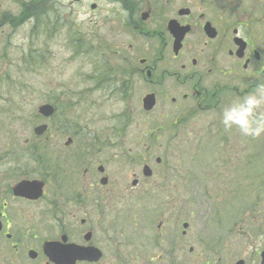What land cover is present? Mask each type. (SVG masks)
I'll list each match as a JSON object with an SVG mask.
<instances>
[{
	"label": "flooded vegetation",
	"instance_id": "flooded-vegetation-1",
	"mask_svg": "<svg viewBox=\"0 0 264 264\" xmlns=\"http://www.w3.org/2000/svg\"><path fill=\"white\" fill-rule=\"evenodd\" d=\"M25 1L21 13H11L0 3V27L32 21L40 9L50 6L54 9L51 28L56 30L67 21L71 25L77 7L84 10V0ZM85 4L93 13L105 10L97 14L98 19L91 14L90 21L103 15L120 29L137 33L136 38L152 40L156 51H151L155 55L144 77L159 83L165 74L174 76V89L181 88L177 99L171 98L177 112L170 125L176 129L193 126L195 115L215 114L218 108L224 112L238 100L243 104L249 95L264 97V0H88ZM165 48L169 53L165 54ZM115 53L125 59L116 48ZM167 56L174 63L154 78L156 67ZM258 108L264 112V101ZM62 126L67 127L68 121L56 125L58 132ZM59 139L26 137L24 152L17 154L10 152L14 140L4 145L9 149L0 159L13 157L15 165L9 162L8 169L19 177L11 183L9 174L0 177V264H22V257L31 264H264V242L246 258L239 256L228 263L231 243H227L228 252L222 253L218 246L222 239L237 234L233 231L220 232L208 242L194 238L187 247L193 262L176 260V252L184 250L190 234L185 220L180 221L179 231L178 226L170 233L165 228L167 186L146 183L153 172L133 173L130 193H125L127 186L107 168L110 161L119 159L117 154L106 156L105 147L93 151L96 144L109 143L108 138L90 140L92 146L85 141L74 144L72 137L63 144ZM69 147L72 152L66 151ZM172 186L180 191L178 184ZM157 218L161 221L154 234ZM260 237L264 238V232Z\"/></svg>",
	"mask_w": 264,
	"mask_h": 264
},
{
	"label": "rangeland",
	"instance_id": "rangeland-1",
	"mask_svg": "<svg viewBox=\"0 0 264 264\" xmlns=\"http://www.w3.org/2000/svg\"><path fill=\"white\" fill-rule=\"evenodd\" d=\"M86 1L84 10L77 7L71 25L67 21L56 30L51 28L54 9L50 6L40 9L39 16L32 21L26 19L17 26L0 27V158L9 149L4 148L5 143L12 140L16 144L10 152H24L26 144L22 141L35 136L33 127L44 120L49 121L45 135L60 137L61 144L66 137H72L74 144L84 145L85 141L88 146L93 145L90 140L108 138L109 143H98L93 151L105 147L102 151L106 156L117 154L119 159L110 161L107 168L119 177L120 184L127 186L125 193H130L133 173L142 176L141 167L147 163L153 176L146 183L167 186V232L176 226L179 231L180 221H187L185 230L190 235L185 238L184 250L176 252V260L193 262L187 247L194 238L208 242L220 232L231 231L237 234L222 239L218 248L222 253L228 252L227 243H231L228 263L239 256L246 258L264 242L260 237L264 232V131L245 135L234 124L226 127L222 123V108H218L213 111L215 114L193 116V126L179 127L178 132V127L170 125L177 112L171 98L177 99L181 90L174 89V76L165 74L159 83L144 77V69L155 55L151 54L155 50L152 40L136 38L137 33L120 29L115 21H105L103 15L96 22L90 21L91 14L98 19L97 14H104L105 10L87 11ZM25 2L0 0L1 8L11 13H19ZM104 5L103 1L100 7ZM60 13L63 15L64 10ZM121 42L134 47L120 46ZM166 53L169 48H165ZM140 58L147 60L141 62ZM28 60L36 62L29 64ZM172 63L173 59L165 57L156 67L154 78H160L162 70L170 69ZM103 71L108 73L104 75ZM103 77L108 81L102 84ZM150 91L155 93L157 102L151 111L145 112L141 99ZM45 102L57 108L48 119L37 111ZM238 104L239 100L232 106ZM253 115L260 120L264 112L256 108ZM66 120L68 126H62L58 132L56 125ZM212 122L220 124L214 127ZM156 157L161 158L160 164ZM124 158L131 165L127 166L130 162ZM12 161L13 157L0 159V177L4 172L9 174L10 183L19 177L16 171L8 169ZM174 184L179 185L180 191ZM161 209L163 206L158 208ZM159 221L160 218L153 221L154 234ZM22 261L31 264L26 257Z\"/></svg>",
	"mask_w": 264,
	"mask_h": 264
},
{
	"label": "clouds",
	"instance_id": "clouds-1",
	"mask_svg": "<svg viewBox=\"0 0 264 264\" xmlns=\"http://www.w3.org/2000/svg\"><path fill=\"white\" fill-rule=\"evenodd\" d=\"M262 101H264V97L247 96L243 104L225 109L222 123L226 127H231L233 124L238 126L245 135H259L261 131H264V118L256 120L253 114ZM253 124L256 126L253 127Z\"/></svg>",
	"mask_w": 264,
	"mask_h": 264
},
{
	"label": "water",
	"instance_id": "water-1",
	"mask_svg": "<svg viewBox=\"0 0 264 264\" xmlns=\"http://www.w3.org/2000/svg\"><path fill=\"white\" fill-rule=\"evenodd\" d=\"M154 105V98L152 94H148L143 98V107L144 109L148 110L150 108H152V106ZM39 112L44 114L45 116H49L54 108L53 106H51L50 104H43L39 107ZM46 128L45 125H39L37 127L34 128V132L36 134H41L43 132V130ZM151 173L150 169L148 168V166L144 167V174L149 175ZM75 251V250H73Z\"/></svg>",
	"mask_w": 264,
	"mask_h": 264
},
{
	"label": "trees",
	"instance_id": "trees-1",
	"mask_svg": "<svg viewBox=\"0 0 264 264\" xmlns=\"http://www.w3.org/2000/svg\"><path fill=\"white\" fill-rule=\"evenodd\" d=\"M37 55H38V54H37ZM33 57H36V56L33 55ZM27 62H28L29 64H34V63L36 62V60H28ZM107 73H108V72H106L105 74H107ZM103 74H104V71H103ZM105 74H104V75H105ZM99 78H101V76H100ZM106 81H108V80H107V78H104V77L100 80V82H101L102 84H103L104 82H106ZM102 84H101V85H102Z\"/></svg>",
	"mask_w": 264,
	"mask_h": 264
}]
</instances>
